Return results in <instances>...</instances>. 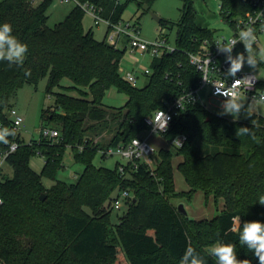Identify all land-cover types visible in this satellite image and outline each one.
Listing matches in <instances>:
<instances>
[{
  "label": "trees",
  "instance_id": "16d2710c",
  "mask_svg": "<svg viewBox=\"0 0 264 264\" xmlns=\"http://www.w3.org/2000/svg\"><path fill=\"white\" fill-rule=\"evenodd\" d=\"M81 1L100 8L111 22L120 23L132 2L139 11L147 8L148 12L157 0ZM251 1L220 0L223 21L234 27L240 16L253 11ZM53 2H0V24L10 23L12 35L28 46L22 66L10 67L7 61H0V128L15 130L10 101L19 87L38 86L48 78L46 93L54 97V104L42 110L41 130L60 133L58 138H45L41 131L38 140L26 143L15 130V136L7 137L8 144L0 143V163L12 144L19 145L6 159L13 178L3 177L0 170V262L179 264L191 246L205 264H216L208 248L224 243L235 246L238 259L259 264L253 251L240 243L239 232L246 221L264 223V205L259 204L264 195L263 116L242 114L231 119L201 103L189 104L162 135L170 143L187 135L182 148L172 146L177 154L161 148L155 167L143 160L117 163L112 169L95 165L98 154L105 159L108 149L143 137L141 133L149 129L144 122L147 117L198 87L202 76L189 54L205 51L204 44L213 43L218 31L199 24L194 0H181L178 23L159 21L161 29L178 28L176 50L153 59L152 72L142 88L126 82L120 73L127 49L111 45L107 39L99 42L92 30L86 31L83 9L73 6L64 21L51 27ZM64 80L72 84L65 85ZM112 87L128 97L124 107L104 105ZM259 88L264 90V81ZM239 127H248L255 139L251 134L237 137ZM105 132L111 136L102 144L97 139ZM68 148L75 161L84 165L79 181L73 184L57 178ZM36 155L45 159L41 173L31 167ZM177 156L187 192L176 189ZM45 179L54 184L48 188ZM123 192L130 194L127 213L113 224L106 203L115 210L113 202ZM198 192L203 193L205 205L215 206L213 218L186 217L171 201L181 197L191 201ZM43 195H47L44 201Z\"/></svg>",
  "mask_w": 264,
  "mask_h": 264
},
{
  "label": "rangeland",
  "instance_id": "374dc122",
  "mask_svg": "<svg viewBox=\"0 0 264 264\" xmlns=\"http://www.w3.org/2000/svg\"><path fill=\"white\" fill-rule=\"evenodd\" d=\"M3 0H0V2ZM40 0H37L39 3ZM194 6L198 15V22L201 26L206 27L211 30L218 31V35L220 37H228L231 34V30L228 25L223 21L220 13V0H194ZM183 7V3L181 0H157L151 10L148 12L146 10L139 11L136 2H132L126 9L123 21L125 23L131 22L135 23L139 21V27L141 30V36L146 42H155L158 39L162 38L161 34L168 37L169 43L172 47H175L176 38H177V29L169 30V29H161L159 21L155 18L158 16L159 18H163L164 20H168L173 23H178L181 18V9ZM72 5L63 4L60 0H54L50 9H49V25L54 27L56 24L64 21L67 15L70 13L72 9ZM146 11V12H145ZM83 25L86 31L92 30L96 39L103 41L106 39L107 35V26L102 23L100 26H96L94 24L93 18L85 14L83 19ZM118 47L127 51L124 54V57L120 66V73L122 77H126L130 73H135L138 76L137 87L142 88L145 87L148 77L144 74L146 69H151V64L153 61V56L151 53L147 52L145 54L140 52L131 51L130 47L127 46L125 39H121ZM264 46V34L260 36V44L259 47ZM246 55V54H245ZM244 71L251 73V69L247 64L244 66ZM257 77L264 81V64L260 65V70L257 72ZM48 83V78L42 80L38 86L34 85H25L24 87H19L17 92L12 96L10 104L12 108L18 110L19 114L24 117V123L20 128V133L22 138L26 143H30L32 140H38L40 138L41 129L43 127L42 123V110L54 104V97L49 96L46 93V87ZM64 84H72L70 80H64ZM60 91V89H57ZM72 95H76L75 92H70ZM203 99L206 107L210 110L214 111L216 114L221 115V103L216 99H209L207 97V93L203 95ZM128 101V97L126 94L118 91L116 87H112L110 89L103 103L106 107H115L122 108L126 105ZM231 119H235L237 117H231L230 115H222ZM264 117V116H263ZM97 140L100 143L107 144L110 139V133H104L100 135ZM143 137H150V130L146 129L141 133ZM150 142L155 146L156 152L153 157V167L159 162L158 151L161 148L171 149L173 154H177V151L172 147L170 142H168L163 136L153 135L150 137ZM180 157H175L174 164V174H175V183L176 189L178 192H187L189 191V187L178 170L177 163L179 162ZM127 161L120 156H108L105 159L102 158V154H98L95 159V165L97 167H106V168H115L117 163L124 164ZM31 167L37 173H41L44 165L45 159L41 155H36L31 160ZM84 171V165L82 163L76 162L74 159L73 152L70 148L67 149L64 156V166L58 173V180H62L69 184L77 183L79 181V175ZM14 171L11 165L5 162L2 166V176L13 178ZM45 185L50 188L54 182L51 180H44ZM177 206L184 204L186 209L189 212L190 217L202 219V218H213L215 214V206L205 205L204 196L202 192H198L191 201L187 200L185 197H181L179 199L174 198L171 200ZM108 211L112 213V222L113 224H117L124 214L127 213V207L123 206L121 209H112L111 204L109 202L106 203ZM88 212H91L88 208H86ZM237 229L240 228L241 221L238 219L237 221ZM214 246L209 247L208 251L211 253V250ZM0 264H4L0 262Z\"/></svg>",
  "mask_w": 264,
  "mask_h": 264
},
{
  "label": "built area",
  "instance_id": "2783aa9c",
  "mask_svg": "<svg viewBox=\"0 0 264 264\" xmlns=\"http://www.w3.org/2000/svg\"><path fill=\"white\" fill-rule=\"evenodd\" d=\"M34 3L37 0H32ZM63 4H68L69 6H77L83 9L86 14L90 15L93 18L94 24L96 26H100L104 23L107 26V42L111 45L118 46L121 43V39H125L127 46L130 47L133 52L140 53H151L153 59L162 58V56L166 54L173 53L176 49L172 47L169 43V39L165 36L158 39L155 42H146L141 36V30L139 24L135 23H125L124 21L120 23H113L109 19H106L101 14V9L97 8L93 4L88 2H82L81 0H60ZM251 4L253 5V11L247 13L245 16L238 18L234 27H228L231 30V34L228 37H220L217 35L215 41L213 43H209L208 41L204 44L205 51L199 53H191L189 54L190 62L193 66L197 68V70L201 73V78L199 81V85L197 88L190 90L186 94L174 99L171 102L166 103V107L164 109H160L155 112L152 116L147 117L145 119V123L149 127L151 132V136L160 135L162 136L165 132L170 128V124L176 117L185 110V108L189 104L201 103L205 105L203 95L207 93V97L209 99H216L222 102L224 97L222 95L214 94L216 89L214 85L219 88H227L231 87L233 82L232 78L229 77L227 80L225 79L224 74L226 73L229 63L226 62V53H221L218 48V42L227 43L230 40H236L238 43L235 45L233 49V56L237 53H244L243 43L239 40V33L245 26H251L256 30L257 43L254 44V48L256 46L259 47L260 44V36L264 34V0H252ZM246 54V53H245ZM206 61H210V63H205ZM151 69H146L144 74H151ZM245 74H250L245 72L244 69L242 72L237 73L236 78H242ZM124 80L133 86H137L138 76L135 73H130ZM262 81L257 77V81L255 82V87L253 89L247 90L245 88L240 89V94L244 98L245 103L251 99L254 95H259L264 93L263 89L259 88V85ZM206 106V105H205ZM163 111L168 117H170L168 121V126L166 130H160L154 126L151 121L155 120L156 115ZM9 116L13 120V126L16 131L20 132V128L24 123V117L19 114L18 110L13 108ZM42 136L54 137L58 138L60 136L59 131L54 129H44L42 130ZM150 136V137H151ZM150 137H137L134 138L130 143L125 145H119L116 148H110L105 153L108 156H120L124 158L127 162L131 161H146L151 167H153L152 156L157 153L155 146L150 142ZM188 137L185 134H181L177 136L170 143L173 147L182 148L186 142L188 141ZM180 141V142H179ZM8 152H6L2 158V162L0 163V170H2L3 164L6 162L7 157L17 151L19 145L14 143L10 146ZM123 171V167L120 169ZM130 194L128 192H123L120 196L116 197V200L113 202V207L115 209H121L126 205V202L129 200ZM3 204L2 197L0 196V206Z\"/></svg>",
  "mask_w": 264,
  "mask_h": 264
},
{
  "label": "clouds",
  "instance_id": "9594fccd",
  "mask_svg": "<svg viewBox=\"0 0 264 264\" xmlns=\"http://www.w3.org/2000/svg\"><path fill=\"white\" fill-rule=\"evenodd\" d=\"M12 32L13 27L10 23L0 24V61H7L10 67L12 65L22 66L26 59L28 46L13 36ZM255 33L256 30L251 26H245L240 31L239 40L243 43L244 53H237L235 56L232 53L238 41L230 40L227 43L218 42L217 44L218 50L221 53H226V62L229 63V67L224 74L225 79L231 77L233 80L231 87L218 89L214 85L216 89L214 94L224 97L221 103V115L239 117L244 114L251 117L255 114L264 116V93L252 96L247 104L240 94L241 88L250 90L255 87L257 72L260 70V65L264 64V46L258 49L254 48V44L257 43ZM205 63H210V61ZM245 64L249 66L251 73L245 74L242 78H236L237 73L243 71ZM169 119L170 117L161 111L156 115L155 120L151 122L156 128L166 130ZM249 134L255 139V135L251 133L248 127H239L236 130L237 137ZM8 136H15V130L0 128V143L8 144ZM259 204L264 205V195L259 197ZM239 239L242 245H246L249 250L253 251L259 264H264V223L256 220L244 222L242 230L239 232ZM210 254L216 258V264H250L247 259L240 260L237 258L235 246L232 244L218 243L212 248ZM179 264H205V261L196 253L194 248L189 246L186 248Z\"/></svg>",
  "mask_w": 264,
  "mask_h": 264
},
{
  "label": "water",
  "instance_id": "95a60500",
  "mask_svg": "<svg viewBox=\"0 0 264 264\" xmlns=\"http://www.w3.org/2000/svg\"><path fill=\"white\" fill-rule=\"evenodd\" d=\"M155 18H156L158 21L161 20V18H159L158 16H155ZM46 196H47V195H43V196H41V200L44 201V200L46 199ZM178 209H179V211H180L182 214H184L186 217L189 216V212H188V210L186 209V207H185L184 204L179 205V206H178ZM27 241H28L27 244H29L30 241H29V240H27Z\"/></svg>",
  "mask_w": 264,
  "mask_h": 264
},
{
  "label": "crops",
  "instance_id": "0c3cea01",
  "mask_svg": "<svg viewBox=\"0 0 264 264\" xmlns=\"http://www.w3.org/2000/svg\"><path fill=\"white\" fill-rule=\"evenodd\" d=\"M73 7V6H72Z\"/></svg>",
  "mask_w": 264,
  "mask_h": 264
}]
</instances>
